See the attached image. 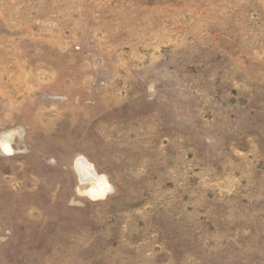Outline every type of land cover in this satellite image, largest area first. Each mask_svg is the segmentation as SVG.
Instances as JSON below:
<instances>
[{
  "label": "rangeland",
  "instance_id": "374dc122",
  "mask_svg": "<svg viewBox=\"0 0 264 264\" xmlns=\"http://www.w3.org/2000/svg\"><path fill=\"white\" fill-rule=\"evenodd\" d=\"M0 264H264V0H0Z\"/></svg>",
  "mask_w": 264,
  "mask_h": 264
}]
</instances>
